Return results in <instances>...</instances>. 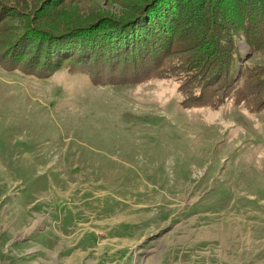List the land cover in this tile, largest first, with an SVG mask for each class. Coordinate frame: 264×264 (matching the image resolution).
<instances>
[{
  "label": "rangeland",
  "instance_id": "374dc122",
  "mask_svg": "<svg viewBox=\"0 0 264 264\" xmlns=\"http://www.w3.org/2000/svg\"><path fill=\"white\" fill-rule=\"evenodd\" d=\"M129 1L0 0V61H42L60 46L53 55L110 71V53L140 43H113L105 23L35 26L93 8L120 16ZM179 2L168 4L178 26ZM191 22L185 45L204 36ZM232 39L239 83L264 52ZM202 45L185 55L209 64ZM70 62L42 79L0 66V264H264V102L185 107L175 77L94 80Z\"/></svg>",
  "mask_w": 264,
  "mask_h": 264
},
{
  "label": "trees",
  "instance_id": "16d2710c",
  "mask_svg": "<svg viewBox=\"0 0 264 264\" xmlns=\"http://www.w3.org/2000/svg\"><path fill=\"white\" fill-rule=\"evenodd\" d=\"M193 1L192 7L187 6L182 9L183 3L180 0L177 11L182 10L183 16L179 26L178 18L168 11L169 0H130L120 16L101 14L93 8L67 21L52 25L42 23V27L35 26L38 30L44 29L50 33L69 34L92 25L105 23L108 29L114 30L110 33H116L111 40L113 43L121 45L132 40L140 43L138 45L141 48L132 46L129 51H125L128 47L121 49L123 54L119 58L116 55L117 51L114 55L110 53L107 58L116 57L115 60H108L110 71L97 69L98 65L94 62L89 61L90 63L83 64L82 61L75 59L77 56L80 57V53L78 55L73 52L63 54L65 51L62 50L61 54L58 53L60 56L57 53L56 56L53 55L58 48L64 49L60 46L54 50L49 47L45 60L43 58L39 61L31 55L26 62L11 64L7 60L4 64L0 61V66L7 71L17 70L25 76L42 79L69 58L70 66L73 64L72 69L78 67V70L90 74L94 80L112 77L130 83L142 82L152 77H175L180 81L178 90L182 98L181 104L185 107L217 109L225 101L233 98L234 103H241L248 111H258L264 102V67L253 64L245 66L239 78L241 81L235 82L237 68L235 67V70L233 68V59L237 53L234 51L235 42L232 38L236 34L237 37L245 39L254 52H264V0H215L214 5L213 0H209L212 2L208 5V10L202 7L207 0ZM171 6L176 5L171 4ZM201 10L206 11V18H203ZM232 10L234 16L228 18L224 13ZM205 20L210 22L207 21L206 24ZM191 21H195L196 26L203 21L199 25L204 26V29L201 28L204 36L185 45L186 43L182 42L184 38L182 36L188 33ZM174 30L175 33L172 36ZM181 32L183 35L179 36ZM203 43H206L208 49L212 51L208 52L211 56L209 59H213L209 64L207 61L201 64L200 59L197 62L198 57L194 58V51L185 55V51L189 49L201 50L198 46L202 48ZM8 55L13 57L12 52ZM82 56L85 58L84 55ZM190 57L194 58L193 67L190 65ZM115 79L110 82H114Z\"/></svg>",
  "mask_w": 264,
  "mask_h": 264
}]
</instances>
